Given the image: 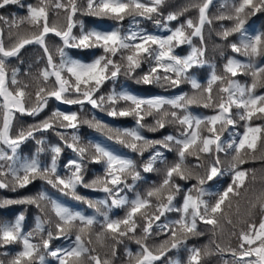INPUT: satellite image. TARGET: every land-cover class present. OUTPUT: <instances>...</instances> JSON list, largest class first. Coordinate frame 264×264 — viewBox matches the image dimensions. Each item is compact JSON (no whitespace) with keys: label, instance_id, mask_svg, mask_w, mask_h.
Listing matches in <instances>:
<instances>
[{"label":"snow or ice","instance_id":"1","mask_svg":"<svg viewBox=\"0 0 264 264\" xmlns=\"http://www.w3.org/2000/svg\"><path fill=\"white\" fill-rule=\"evenodd\" d=\"M165 3L166 0H87L86 8L80 9L77 0H67V3L63 0H39L36 6L24 4L23 0H0V9L10 5L27 9V16L19 21H12L10 28H19L20 24L27 21L36 29L31 33L17 34L16 42L8 47L0 39V162H4L0 163V189L17 191L40 180L61 195L95 208L103 217L101 221L96 215L86 216L73 211L53 199L46 191H38L33 196L20 199L0 200V208L28 205L34 206L38 212L33 232L22 231V221L25 218L23 213L17 216L14 223L0 225V247L15 243L22 245V249L11 258L9 264H47V256L54 258L57 264H112L117 256V246L123 244L125 238L135 240L140 248L136 253L127 251L128 264H156L169 251L186 244L190 237L203 235L198 230L201 223L210 226L208 231L213 235L224 231L222 220L233 225V228L236 227L225 211V205L227 202V208H231L232 197L239 196V190L244 185L247 172L240 169L239 165L245 163L247 158L256 159L251 154L256 152L258 142L264 141V127L252 125L254 119L264 120V94L255 92L258 87L264 88V66L253 63V58L264 56V33L247 36L245 29L249 17L264 13V0H237L232 5L230 14L217 17L219 20L233 22L232 27L219 33L222 39L228 40L231 35L240 34L238 43H229L231 52L249 58L247 63L228 58L224 72L230 73L231 77L238 74L250 75V85H242L236 79L217 75L214 65L206 86L190 75V70L208 63L205 59L206 48L203 46V28L205 24L211 23L207 10L212 0H202V3L193 5L198 8V22L188 18L176 27L168 25L177 21L183 13L170 12L165 16L162 13ZM49 6L65 11L67 23L64 27L48 23ZM77 12L118 23L130 17L136 30L130 28L125 33L119 28L108 31L85 30L80 23L79 35H74L73 29L77 21L73 18ZM137 17L154 20L157 27L163 28L168 34L162 37L140 29ZM154 17H162L163 22ZM0 20L8 23L5 17L0 16ZM50 33L62 42L56 48L60 57L58 63L47 44L46 37ZM194 37L199 38L201 47L193 45ZM29 44L39 45L43 49L46 66L40 71V84L34 93L35 101L31 106H26L25 98H30L33 94L26 91L29 87L27 84L10 89V85L17 86L22 82L17 79L18 69H13L9 78L7 66L9 58H18L21 49ZM183 44L193 45L190 54L186 56L175 51ZM66 49H98L99 52L93 51L92 59L83 62L71 58ZM144 64L147 65V70L136 75L137 69ZM121 76L134 79L135 83L145 86L178 88L182 83H189L195 91L192 95L185 93L174 98L139 97L128 91L117 90L115 84ZM109 81L113 85L111 90L102 91ZM217 82L220 83L217 94L225 95H213V86ZM50 99L64 105H77L79 111L53 109L39 123L22 127L15 135L11 134L16 113L21 116H38L49 106ZM121 101L124 106L118 107ZM192 105L216 111L213 115L201 118L191 113L189 109ZM86 106H90L88 110L93 111L91 119L80 117ZM233 107L237 110L235 113L232 112ZM95 112H104L114 119L132 117L136 126H112L98 119ZM148 116L153 117V123L145 122ZM237 117L244 122V131L238 134L237 139L225 143L221 139L222 134L228 126H236ZM82 124L104 135L114 148L127 149L141 158L149 148L153 151L147 159L138 162L101 143L88 141L85 144L79 135ZM166 124H179V135L169 134L162 139L153 140L148 139L141 131L147 129L157 132L165 128ZM68 129L73 131L68 133ZM49 130L59 137L62 144L49 145L45 149L44 139L37 138L36 133ZM205 131L206 135L203 134ZM29 140H35L40 145L37 156L45 150L51 153L49 163L42 165L35 157L20 161L19 150ZM65 149L71 150L73 156L67 159L61 171L58 161ZM161 149L175 151L176 160L166 167L161 182L141 195L136 192V182L143 179L138 169L142 167L143 173H150L156 170L154 166L158 161L167 164ZM220 153L231 156L232 163L228 168L222 167ZM188 157L195 159L189 162ZM206 158L212 162L205 164ZM90 164L101 165L102 174L88 180L86 175ZM200 169L203 170L202 173ZM225 172L231 173V182L215 193L214 200L205 199L206 196L213 195L205 185L223 176ZM191 180H195V183L190 187L180 183ZM79 188L105 195L103 199L91 200L81 195ZM125 192H133L134 197L121 195ZM257 204L264 217V193L257 197L256 203H252L251 207L254 209ZM101 207L106 210L101 212ZM48 208L57 218L54 222L55 231L52 226L45 227L46 224L53 223L48 218ZM112 208H125V215L111 218L108 213ZM173 212L178 214L176 219L156 225L167 239L157 245L147 244L146 241L156 234L153 230L154 223L160 221L166 213ZM240 223L245 224L246 228H241L238 234L232 233L237 237V247H221L217 244L216 249L220 253L231 254L232 261H225V264H264V218L258 226L247 220H241ZM96 225H99V231L95 230ZM137 228L142 233L139 237L135 235ZM73 229V246H51L53 240L68 239L73 234ZM130 233L133 235H129ZM34 235H40L39 243L33 242ZM97 245L109 248L111 257L105 253V258L101 259ZM188 251V264H201V250L193 247ZM208 254V251L204 252V255ZM0 264L3 262L0 261Z\"/></svg>","mask_w":264,"mask_h":264},{"label":"trees","instance_id":"2","mask_svg":"<svg viewBox=\"0 0 264 264\" xmlns=\"http://www.w3.org/2000/svg\"><path fill=\"white\" fill-rule=\"evenodd\" d=\"M64 3H67V0H63ZM148 2V0H145ZM24 4H31L33 6L38 5L39 0H23ZM202 3V0H166L165 6L162 8V13L166 16L170 12H182L183 14L178 17L177 21L171 22L169 27L179 26L180 23L186 21V19L191 18L194 22H198L199 12L198 8L193 5H197ZM237 3V0H212V3L209 5L207 10V15L209 19H211L210 24H205L203 28V36L204 43L203 46L206 48L205 59L208 61L203 67H196L190 70V75L194 76L198 82L202 85H207V80L211 75L212 66H215V71L217 75L231 77L230 73L224 72V65L227 62L228 58H236L244 63L249 61L248 57L241 56L239 54H235L231 52L230 47L228 46L230 42H239L240 34L236 33L231 35L228 40H224L221 38L219 33L223 32L225 28H230L233 25L232 21L228 20H219L217 17L221 15H228L232 11V5ZM77 6L80 9H85L87 6V0H77ZM187 9V11H184ZM0 16L5 17L8 23H5L4 20H0V39L3 40L6 47L10 46L14 42H16L18 35H23L27 33H31L36 29L25 21L20 24L19 28L9 27L12 21H19L21 18L27 16V9L19 7L17 5H10L4 9H0ZM161 19L162 17H154ZM77 21L76 27L73 29L74 35H79L80 31V23L83 24L85 30L96 29L98 31H108L112 28H119L122 33L127 32L130 28L132 30H136L132 24V18H126L123 22L118 23L114 20L107 18H97L94 16H89L82 14V12H77L76 16L73 18ZM137 20L140 21L139 28L147 31L153 35L158 36H166L168 33L163 29L157 27L154 20H143L137 17ZM48 23L51 25L56 23L58 27H64L67 23L66 21V13L62 9H57L49 6L48 8ZM246 35L254 36L260 35L264 33V13H257L255 16H251L248 18L246 24ZM191 31V30H189ZM11 33V35H9ZM47 44L50 52L52 53L55 62H59V55L56 52L57 46H59L62 42L56 37L54 34H48L46 37ZM193 45L196 47H201V43L199 38H193ZM193 45L183 44L175 49V51L181 55L186 56L190 54L191 47ZM69 56L73 59H78L83 62H89L93 57V51L99 52V50H76V49H66ZM253 63L257 66H264V56L253 58ZM46 66V57L43 52V49L36 44L25 45L19 54V57L9 58L7 72L9 78L11 77V72L13 69H18L17 79L21 81V85L11 86L10 89L14 90L15 87H20L23 84H27L29 87L26 89L27 92L32 93L33 95L30 98H25V105L31 106L35 101V91L40 84L39 75L40 71ZM147 70V65L144 64L140 69H137L136 75H139L141 72ZM232 79L238 80L242 85H250L252 81V77L250 75L238 74L236 77H231ZM54 79V78H52ZM51 81H49L50 83ZM227 80H225L224 84L226 85ZM113 87L112 82L109 81L105 84L102 91H110ZM115 87L117 90H124L131 92L139 97L144 98H152V97H165V98H174L179 95H183L187 93L188 95H192L195 90L191 88L189 83H182L178 88H169L167 86H159V85H151L145 86L142 84L135 83L134 79H130L125 76H121L119 80L116 82ZM220 87V83L217 82L216 85L213 86V95H225L223 93L217 94L216 90ZM255 92L257 94H264V88L258 87ZM207 95V93L205 94ZM0 102H2V98H0ZM119 106H124V102L121 101ZM168 107L167 105L165 106ZM59 109L61 111H79V106L73 105H64L56 102L54 99L49 100V106L45 108L40 115L35 117L29 116H21L19 113H16L15 118L12 122L11 134L15 135L20 128H27L29 125L39 123L46 116H48L53 109ZM90 106H86L85 112L80 113V117L82 119L87 118L91 119L93 115V111H89ZM191 113L194 116H198L201 118L210 116L215 114V109L213 108H204L202 106L192 105L190 106ZM237 110L233 107L232 112L235 113ZM95 115L98 119H101L103 122L108 123L112 126L116 127H127L133 128L135 127V121L132 117L118 118L114 119L112 117H108L104 112H95ZM146 123H153V117L148 116L145 118ZM243 121H239L237 117V124L235 127L228 126V128L222 134L221 139L227 142H231L233 139L238 138V134H242L244 131ZM253 126H262L264 127V120H253ZM203 129V125L201 126ZM219 128V125H217ZM59 131H65L63 129H58ZM181 130V126L179 124H166L165 128L157 131L150 132L147 129H141L144 136L148 139L158 140L162 139L165 135H179ZM68 133H71L73 130H66ZM203 134H207L206 131ZM79 135L82 137L83 143H88V141H92L93 143H101L102 145L109 147L110 149H114L120 155H126L130 158L136 159L138 162L141 159H147L149 154L153 151V149L149 148L145 151L143 158L137 156L135 153L129 152L127 149H120L112 145V142L108 141L104 135L95 131L93 128L88 127L87 125H80ZM37 138L44 139V147L47 149L49 145L53 144H62V141L59 140V137L56 136L52 130L48 132H40L36 133ZM264 141L258 142L257 150L255 153L251 155L256 156V159L247 158L246 162L239 165V168L242 170H246L247 175L244 180L243 187L240 188V195L236 197H232V206L231 208H227V202L225 205V211L228 212L229 217L233 221V224L236 225L233 228V225L228 224L225 220L221 222L224 224V231L217 232L213 235L212 232L208 231L210 226L199 224L198 230L203 233L200 236H193L188 239L186 244L179 247V249H172L167 253V255L162 258V261L156 262V264H188V256L189 251L193 247L199 248L201 250L202 262L201 264H225V261H232V256L228 252L220 253L216 249V245L219 244L221 247L231 246L236 248L238 245L237 237L232 235L233 232L239 233L241 228H246L245 224L240 223L241 220H247L249 222H254L257 226L260 223L262 217L261 209L259 204H257L256 208H252V203H256L257 197L261 196L264 193V158H260L264 156ZM2 147V146H0ZM40 147L36 143L35 140H29L24 145H22L19 150L20 161L23 162L25 160H30L33 157L37 158L42 165L50 162L51 153L47 150L41 152L37 156V149ZM164 152V155L167 160V164L157 162L154 166L155 171L150 173H143L142 167L138 170L141 171L143 179L136 182V192H139L141 195L145 194L146 191L155 185H158L166 170V167L170 165L172 162L176 160L175 151H168L166 149H161ZM231 151V150H229ZM222 159V167L228 168L231 161V156L226 155L225 153L219 154ZM73 156L71 150L65 149L58 161L59 168L63 171V165ZM194 157H188V161H194ZM212 160L205 159L204 163L209 164ZM4 163V162H0ZM202 173V169L199 170ZM102 174V166L99 164H90L88 166V172L86 175V179L90 180L94 178L96 175ZM231 182V173L225 172V174L216 180L209 182V184L205 185V188L208 192L212 193V196H206L207 200H214L215 193L220 192L222 189L226 188L227 185ZM129 183L131 181L129 180ZM181 184H184L185 187H190L195 183V180L191 181H181ZM38 191H46L53 199L57 200L59 203L64 206L70 208L73 211L80 212L86 216L96 215L97 219H103L102 215L96 212L95 208H90L86 203L78 202L73 200L70 197H66L58 193L55 189H52L49 185L45 184L43 181L36 180L32 184L28 185L26 188L18 189L17 191H9L7 189H0V200L4 199H20L27 196H33ZM79 193L83 196H86L91 200H99L104 198V193L94 192L88 189L79 188ZM121 195H127L129 198L134 197L133 192H125L121 193ZM179 199V197L177 198ZM237 208H239V212H237ZM103 207H101V212L105 211ZM125 208H112L109 211V216L113 219L121 218L125 215ZM21 213L24 214V220L22 221V231L24 233L33 232L36 228V216L38 214L37 209L34 206L28 205H12L0 208V225L11 224L14 223L17 216ZM251 213V215H249ZM48 218L53 222L52 225H45V227H53L54 222L57 219L52 213L51 209H47ZM177 213H166L165 216L161 217L160 221H156L153 225V230L156 233L153 237H150L149 240L146 241L149 245H157L163 242L167 237L160 232V229L156 227L157 224L169 223L170 221L177 218ZM143 223V221H141ZM96 231H99V225L94 226ZM142 233L140 229L137 228L135 235L139 237ZM43 235L46 236V233ZM75 235V229H73V234L68 238L56 239L51 242V246L53 248H67L73 246V240ZM133 235V234H129ZM94 239V237H93ZM34 243L40 242V235H34L33 237ZM106 243H111V241H106ZM97 251L101 256V259L105 258V253L108 254L109 258L111 257V251L109 248L104 247L101 248L99 245L96 246ZM22 249V245L19 243L10 244L5 247H0V261L3 264H9L12 257ZM131 250L133 253L140 251L139 245L136 244L135 240L124 239V243L117 246V256L112 260V264H128V256L127 251ZM208 251V255H204V252ZM47 264H57L54 258L51 256L46 257ZM87 264V262H85Z\"/></svg>","mask_w":264,"mask_h":264}]
</instances>
